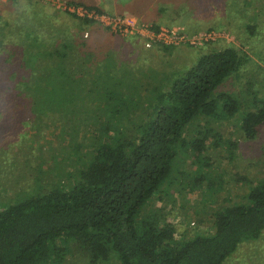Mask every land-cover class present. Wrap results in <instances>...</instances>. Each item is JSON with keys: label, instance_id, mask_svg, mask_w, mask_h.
<instances>
[{"label": "rangeland", "instance_id": "obj_1", "mask_svg": "<svg viewBox=\"0 0 264 264\" xmlns=\"http://www.w3.org/2000/svg\"><path fill=\"white\" fill-rule=\"evenodd\" d=\"M73 1L108 3L111 14L103 16L113 19L116 25L106 24L107 19H84L73 12ZM158 2L168 8L172 0ZM143 3L0 0V16L4 18L0 27L5 30L4 36L10 38L0 53V210L24 194L72 183L73 178L68 176L72 166L79 168L86 162L87 150L98 138L97 129L107 125L113 113L105 107L108 101L99 96V81L110 77L123 83L120 90L130 94L115 99L121 103L124 99L126 103L134 101L143 108L147 103L144 100L152 98L153 89L167 91L201 56L229 47L239 50L245 63L216 90V95L236 99L241 104L239 112L232 118L200 117L187 127V145L178 144L172 173L146 204L141 218L157 216L174 225L179 240L209 235L214 229V213L245 203L250 189L264 179V125L258 128L253 140H247L240 127L245 113L256 111L264 103V0H186L187 19L180 23L167 13L159 14L157 6H149V11H145ZM177 3L176 0L173 5ZM83 20L89 24H83ZM155 22L162 26L156 29ZM185 23L189 28L193 26L192 30ZM156 30L162 33L151 36L150 32ZM178 30L186 31L181 36L188 42L173 37ZM210 32L215 34L212 39L196 37ZM67 38L82 46V55L74 65L76 76L82 81L72 111L53 114L55 119H67L51 123L44 121L42 113H30L29 101L19 97V91L14 89L25 80L26 71L16 45H22L21 40H37L41 53H52L58 48L57 42ZM158 38L176 44L166 45ZM166 47L169 49L165 50ZM36 51L32 52L34 58ZM132 93L135 94L131 100ZM254 98L258 100L256 106ZM127 118L131 123V113ZM140 121L136 118L132 123ZM113 125L125 134L133 131L130 124L113 120ZM200 133L208 136L206 150L196 157L189 143L201 139ZM230 143L236 145L235 149L230 148ZM201 173L206 180L195 185ZM55 245L63 250L61 264L88 263V256L72 241L56 240ZM104 264L119 262L112 254ZM224 264H264V235L241 244Z\"/></svg>", "mask_w": 264, "mask_h": 264}, {"label": "trees", "instance_id": "obj_2", "mask_svg": "<svg viewBox=\"0 0 264 264\" xmlns=\"http://www.w3.org/2000/svg\"><path fill=\"white\" fill-rule=\"evenodd\" d=\"M177 1L175 6L176 0H172L164 8L158 0H136L144 2L145 11L157 6L159 14L167 13L180 23L188 5L186 0ZM70 5L98 15L111 14L108 3L73 1ZM3 20L1 15L0 22ZM83 24L89 21L83 20ZM154 24L156 29L161 25ZM4 31L0 27L1 54L10 40ZM70 39L58 41L52 53H41L37 40H21L22 45H16L21 60L28 64L23 62L25 80L14 89L29 101L30 113H42L44 121L51 123L67 119H55L53 114L72 111L82 81L74 67L82 55V46ZM33 50H37L36 58ZM238 51L229 47L204 54L167 91L153 89L152 98L144 100L147 103L143 108L134 101L126 103L124 99L121 103L115 99L130 94L120 90L123 83L110 77L99 81V96L108 101L105 107L113 111L108 124L97 129L98 138L88 148L86 162L79 168L72 166L69 186L24 194L0 210V264H61L63 250L57 248L56 240L72 241L88 256L87 264H104L112 254L119 264H224L241 244L260 239L264 235V179L250 189L245 203L214 213V229L209 235L179 240L174 225L157 216L141 218L146 204L170 177L178 144L187 145V127L200 117L232 118L239 112L241 104L236 99L216 95V90L244 65ZM254 100L256 106L258 100ZM139 110L141 114H137ZM136 118L141 121L132 123ZM113 120L130 124L133 131H116ZM262 125L264 103L256 111L245 113L240 127L244 137L253 140ZM200 135L201 139L189 143L196 157L206 150L208 136ZM235 147L230 143L231 149ZM198 177L195 185L206 180L203 173Z\"/></svg>", "mask_w": 264, "mask_h": 264}, {"label": "built area", "instance_id": "obj_3", "mask_svg": "<svg viewBox=\"0 0 264 264\" xmlns=\"http://www.w3.org/2000/svg\"><path fill=\"white\" fill-rule=\"evenodd\" d=\"M73 9V12H75L77 15H79V16H81V17H86V18H90V19H100L101 18V20L103 21V19H107V23L106 24H108V25H112V27H114L115 25H116V22L115 21H113V19H111V18H106L105 16H103V15H98V14H96V13H94V12H92V11H87L86 9H84V8H78V7H73L72 8ZM104 22V21H103ZM113 29H115V28H113ZM128 29H131L130 28V26L128 25ZM169 31V32H168ZM166 32H168V34H170V33H172V30L170 31V30H167ZM180 31L178 30V32L176 33V32H174L173 33V37L175 38V37H177V38H181L183 41H182V43H186V42H188V41H184V37L183 36H181V34L179 33ZM160 33H162V30L160 31V32H150V34H151V36H153V37H157ZM212 35H215V34H213V32H210V33H203V34H199L198 36H196V37H203V40H208V39H212ZM195 37V38H196ZM208 37V39H206ZM159 39V38H158ZM202 39V38H201ZM200 39V40H201ZM160 41H162V43L163 44H166V45H168V44H176L175 42H168V41H164L163 39H159Z\"/></svg>", "mask_w": 264, "mask_h": 264}, {"label": "crops", "instance_id": "obj_4", "mask_svg": "<svg viewBox=\"0 0 264 264\" xmlns=\"http://www.w3.org/2000/svg\"><path fill=\"white\" fill-rule=\"evenodd\" d=\"M186 23H187V22H186ZM186 23H185V24H186ZM189 24H190V23H189ZM190 25H191V24H190ZM185 27H186L187 29H191V30H192V28H193V26H190V28H189L188 24H186ZM195 29H196V27H195Z\"/></svg>", "mask_w": 264, "mask_h": 264}]
</instances>
